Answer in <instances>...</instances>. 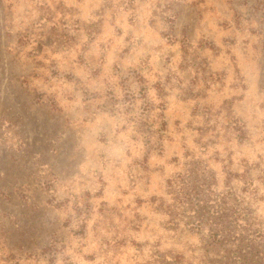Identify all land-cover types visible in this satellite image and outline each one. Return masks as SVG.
Masks as SVG:
<instances>
[{
    "label": "rangeland",
    "instance_id": "obj_1",
    "mask_svg": "<svg viewBox=\"0 0 264 264\" xmlns=\"http://www.w3.org/2000/svg\"><path fill=\"white\" fill-rule=\"evenodd\" d=\"M230 190L264 223V0H0V264H205Z\"/></svg>",
    "mask_w": 264,
    "mask_h": 264
},
{
    "label": "trees",
    "instance_id": "obj_2",
    "mask_svg": "<svg viewBox=\"0 0 264 264\" xmlns=\"http://www.w3.org/2000/svg\"><path fill=\"white\" fill-rule=\"evenodd\" d=\"M218 198L208 206L197 200L201 212L193 210L197 215L190 225L203 235L204 263L264 264V223L250 202L235 197L231 190ZM206 225L210 226L208 230Z\"/></svg>",
    "mask_w": 264,
    "mask_h": 264
}]
</instances>
